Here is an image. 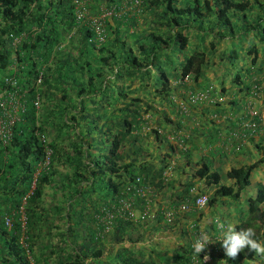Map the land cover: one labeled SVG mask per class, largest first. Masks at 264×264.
<instances>
[{"label":"trees","instance_id":"1","mask_svg":"<svg viewBox=\"0 0 264 264\" xmlns=\"http://www.w3.org/2000/svg\"><path fill=\"white\" fill-rule=\"evenodd\" d=\"M262 1L148 0L147 8L157 19L155 25L149 27L146 23V28L140 30L134 28L132 18L126 30L120 32L106 22L107 36L98 46L88 41L90 32L80 26L79 37L68 39L59 47L73 25L70 0H0V90L4 87L2 78L13 74L18 80L16 85L24 91L25 107L11 128L8 142L0 143V237H9L7 254L15 255L16 264H30L34 238L44 235L42 232L47 234L45 227L52 218L60 219L66 213L62 203H68V208L77 216L81 210L72 208L69 202L93 197L100 203L98 213L101 206H118L123 187L137 176L150 188L162 187L161 170L173 146L167 145L162 155L164 164L156 167L153 157H148L143 139L149 134L152 135L150 144H161L164 133L159 125L150 128L147 134L141 130L146 121L143 113L150 110L156 114L157 110L136 94H126L122 84L116 86L111 82L118 78L132 84L136 82L140 89L162 101L175 90L171 83L178 78L188 76L195 82L207 81L206 70L213 65L212 57L217 54V50L213 53L214 50L209 49H215L219 41L234 39L240 30L244 35L253 32L258 44H264V18L255 17L259 9L264 12ZM254 8L257 11L251 21L247 15ZM203 26L210 32L211 40L205 43L212 57L197 46L184 51L187 30H203ZM129 27L134 28L132 33L127 32ZM21 32L23 36L12 45L9 34ZM172 45L177 55L172 52ZM248 49H252L254 55L249 61L250 68L244 72L246 77L257 57L254 44ZM179 57L181 61L177 66ZM10 64L15 67L12 72ZM258 69L262 70L263 66ZM249 79L242 80L240 72L235 71L231 82L242 84L248 91ZM87 100L91 106L85 105ZM126 144L129 154L122 151ZM45 147L51 150L49 164L40 166ZM260 151L263 157L264 147ZM58 165L65 166L67 173H57L59 178L54 180L52 176ZM252 168L253 164L230 167L223 174L224 179L231 180L229 184L222 183L220 172L210 170L204 161L193 175L204 178L205 186L212 189L207 196L210 206L220 198H238L248 185ZM52 182L55 189H61V200L59 204L46 205L43 188ZM187 194L188 186H185L181 198L191 199ZM107 198L111 202L107 203ZM133 203L134 209L141 211L146 200L135 197ZM60 212L62 215L58 216ZM157 213L158 221H163L162 210ZM242 216L235 225L236 230L252 228L253 238L262 244L264 182H258L252 197L247 198ZM6 217L11 220L9 227L4 224ZM174 222L163 224L172 226ZM133 225L138 224H133L125 213H119L106 235L118 242L126 237V242L131 243ZM106 235L93 240V233L89 234L94 246L90 245L91 249L86 252L53 246L54 264H190L189 243L170 255L150 251L146 258L135 256L131 247L122 246L108 260L104 259L102 242ZM257 257L260 256L245 248L236 259L228 258L225 253H220L219 259L223 264H249Z\"/></svg>","mask_w":264,"mask_h":264},{"label":"crops","instance_id":"2","mask_svg":"<svg viewBox=\"0 0 264 264\" xmlns=\"http://www.w3.org/2000/svg\"><path fill=\"white\" fill-rule=\"evenodd\" d=\"M123 1L126 0H112V4ZM89 7L92 11H96L99 7L98 1L90 0ZM132 18V16L128 15L122 18H110L107 24L112 29H118L121 32L126 30L128 22ZM116 25L118 26L117 28ZM134 28L129 27L127 32L132 33ZM208 74L209 72L205 73L207 81L203 79L195 82L188 77L181 84H173L172 88H175V90L167 96L166 100L160 101L161 104L167 101L169 107L157 104L155 107L157 113L154 114L151 111V115H146L145 124L147 126L143 125L141 130L159 125L158 128L162 134L164 133L165 138L161 144H150V137L146 138L143 146L147 149L152 147H154V150L156 149L153 162L156 167H160V165L163 166L164 164V156L162 157V155L167 151V145H172L173 150L169 152L170 157L166 159V162L170 159L173 163L169 170H166L165 166L161 170L162 187L159 189L150 188L149 209L146 219H130L133 224H138L132 226L133 231L130 234L132 242H126V237L124 241L119 242L107 237L106 234L112 228L109 231L100 232L101 224L96 221L97 207L100 206V203H97V200L93 197L92 199H87V201L78 199L81 200V204L80 202L75 203L72 201V203L69 202V205L74 209L78 208L82 213L78 211L76 216L74 211L68 208V203H62V208H64L66 213L64 215L61 212L55 213L58 216L62 215L61 218L53 217L49 223L50 229L49 226L45 227L47 234L42 232L44 235L34 238L36 241L34 244L32 243L31 252L29 253L31 258H33L30 260V264H54L53 246L55 245H59L62 248L65 246V248L68 247L70 250L86 252L87 249H91L89 234L92 233L94 236V239L91 236L93 240L106 235V239L102 242V249L104 251V259L107 258V260L119 251L122 246L131 247V251L135 256L142 257L141 255H143L144 258L147 257L150 251L170 255V253L183 248L193 237L198 238L201 233H205L211 237L210 241L215 243H213V247L209 243L206 245L204 253L208 256V259L204 264H223L219 257L220 253L225 252L221 246V241L215 240L217 237L222 236L218 223L224 224L225 227L228 224L234 226L238 224L240 218L243 217L242 214L244 215L245 213L247 198L252 197L254 192L251 194L250 191L246 192L244 189L236 199L220 198L218 203H213L210 206L205 204L196 209L193 207L192 198L200 194L208 196L212 189L205 186L204 178L199 179L193 173L199 167V163L204 161L209 165L210 170L220 172L222 183L229 184L231 180L224 179L223 174L230 167L235 166L238 168L242 165L253 164L250 176L255 169H260L261 171L257 172L258 175L255 176L256 183L264 182V156L262 157L260 151V148L264 147V129L261 133L254 134L249 133L248 130L242 131L240 128L241 122L247 119L249 104L256 109L264 121V102L261 101L260 95L258 97L250 96L242 84L231 82V91L227 92L221 82L215 84L209 79ZM205 87L210 88V95L207 99L194 104L185 102V111L180 110L178 104L186 100L189 91L195 92ZM149 125L152 126L149 127ZM143 133L146 134V132ZM229 143L233 144L231 150L226 149ZM60 166L58 165L55 168L56 173L52 176L54 180L59 178L57 173L61 175L67 173L66 167ZM189 183L192 184L189 185ZM185 186H188L187 195L191 198L189 200L181 198ZM65 189L66 187L64 186ZM59 190L55 189L54 182L51 185H46L43 188L44 204L47 205L52 202L59 204L58 201L61 200ZM105 201L107 203L111 202L110 198ZM183 202L189 205V210L177 217L174 225L167 226L163 224L162 219L158 221V210L161 211L164 207ZM74 203L75 205H73ZM93 206L94 209L92 210ZM187 223L194 224L192 231L185 230ZM8 238L0 237V264L5 262L8 264L10 261H12V264H16L15 255L10 254L9 256L7 254ZM93 242L92 247L94 246ZM214 244H216V247ZM160 260L163 259L160 258ZM158 263L164 264L163 262ZM248 263L264 264V257H257Z\"/></svg>","mask_w":264,"mask_h":264},{"label":"built area","instance_id":"3","mask_svg":"<svg viewBox=\"0 0 264 264\" xmlns=\"http://www.w3.org/2000/svg\"><path fill=\"white\" fill-rule=\"evenodd\" d=\"M90 0H70L71 13L73 18V25L65 36V41L59 45L62 47L64 43L70 40H76L79 37V27L84 26L87 31L90 32L88 41L92 42L94 46H98L106 38V22L110 18H122L126 15L132 16L134 20L142 16L143 0H126L123 2H118L117 4H112V0H97L99 10L92 11L89 7ZM96 2V1H94ZM101 2V3H100ZM140 19V18H139ZM11 37V44L15 45L18 43L19 39L23 36V32L19 35L9 34ZM10 70H15V67L10 64ZM188 76H183L174 81V84H181L184 79ZM39 79V75L37 80ZM4 87L0 90V143L5 144L8 142L11 136V128L14 123L17 122L21 114L24 112V102L23 96L24 91L21 90L16 83L17 78L11 75L4 76L2 78ZM249 94L252 97H258L264 87V76L260 75L255 81L250 80ZM37 82V81H36ZM7 86V87H6ZM210 95V88L205 87L198 91H189L186 96L185 101L179 102L178 106L181 111H185V102L194 104L198 101L207 99ZM35 106L37 107V100L35 101ZM263 118L250 104L248 105L247 119L241 122L240 128L242 131L248 130L249 133H261L263 131ZM149 130V129H146ZM159 132V130H158ZM233 144L229 143L226 149H232ZM51 150L45 147L44 154L40 166H46L49 164ZM172 161L167 160L165 164V169L169 170L172 166ZM150 191V187L143 184L142 179L137 176L132 181L125 184L123 190L121 191V198L118 199V206L110 204V208L101 206L99 212L96 216V221L101 224L100 232L109 231L112 228L114 219L117 214L125 213L128 218L133 220H145L148 212L149 199L147 194ZM135 197H141L146 200V204L140 211L134 209L133 199ZM207 204V195L200 194L193 199V207L200 208ZM162 210L163 222L167 224H172L173 221L179 217L181 214L189 210V205L186 202L178 203L173 207H164ZM137 211V212H136ZM11 220L6 217L4 219V224L10 226ZM194 229L193 223H187L185 225L186 231H192ZM220 237H217L218 239ZM197 237H193L189 242V247L191 249L190 264H203L205 263L204 251L196 254L193 250V243L196 241ZM215 239V240H216ZM218 241V240H216ZM213 241L209 242V245L213 247ZM216 247V244H214ZM218 246V244H217ZM219 249V247H218Z\"/></svg>","mask_w":264,"mask_h":264},{"label":"rangeland","instance_id":"4","mask_svg":"<svg viewBox=\"0 0 264 264\" xmlns=\"http://www.w3.org/2000/svg\"><path fill=\"white\" fill-rule=\"evenodd\" d=\"M263 2L262 0H258ZM142 6H143V12H142V16L137 18L135 20V28L140 30L146 28V23L149 25V27H151L152 24L155 25L156 22V16L155 13L152 11L148 10V6L149 4H147L148 0H143L142 1ZM257 10L254 8L250 14L247 15V17L252 21L255 17H261L264 18V12L262 11V9H259V13H257L255 15V17L252 18V16L254 15V13ZM147 25V26H148ZM193 29V28H192ZM191 28L189 30H187V35H188V42L187 45L185 47V52L189 49H192L194 47H198L199 49H205L207 50L206 53L208 52V46H207V42L211 40V36H210V32L207 33V29L205 28V26H203V30H192ZM139 30V31H140ZM137 31V32H139ZM252 36H253V32H249L246 35H244L240 30H238L235 35H234V39H223L221 41H219L215 46V49H209V51H213V53L217 50V54H215L213 57L210 56V53L208 54V57H212V62L213 65H211L206 71L209 72V79H211L215 84H219L220 82H222L223 86L225 87V89L227 90V92L231 91V77L232 75L235 73V71L240 72L241 74V79L244 80L246 78H250L249 80L255 81L257 79L258 81V77L260 75L264 76V50L262 49L264 44H258L257 39L254 38L255 36H253V40H252ZM130 39V43H131V37L127 38ZM206 41V43H205ZM198 43V44H195ZM255 45V47L257 48L256 51V61H255V66H253L251 68L250 72H247V77L244 75L246 68H250V59L251 57L254 55V52L252 49H248L251 47V45ZM173 47V45H172ZM174 51L172 50V52L174 54H176V50H175V46L173 47ZM262 49V50H260ZM212 53V52H211ZM177 55V54H176ZM219 55V56H218ZM220 55H223V57L220 58ZM218 56V57H217ZM181 61V57L178 58L177 61V66L179 64V62ZM262 65L263 69L259 70V66ZM113 77V76H112ZM111 77V78H112ZM110 78V79H111ZM123 80V81H122ZM114 83L116 86L119 85H123L125 86V91L127 92L126 94H129L130 96H132L131 94H136V96H138L139 98H141L140 100H142V102H146L150 105H152L154 108L156 107L157 104L163 105V106H168L167 101L163 102L162 104L159 101V97H155V95L151 94V93H146L147 90H143L140 89L137 86V83H128L126 80H124V78H118L117 80L114 79ZM172 85L174 83H171ZM137 89V90H134ZM149 89H151V86L149 87ZM131 90H134V92H130ZM247 91V90H246ZM261 97V101L264 102V87L261 91V93L259 94ZM141 102V106H143ZM85 105L91 106L90 101H84ZM101 104V102H99V105ZM159 105V106H160ZM169 107V106H168ZM113 109V107L110 108V110ZM150 111V110H149ZM147 111V113H143V117L146 118V115L149 114L151 115L149 112ZM145 126H147V124H144ZM152 125H149V127ZM148 130L143 129L142 132H146V134ZM49 137V136H48ZM152 137V135H147L146 138ZM145 139L144 142H145ZM49 140V139H48ZM143 142V143H144ZM148 144V143H147ZM129 146L128 144H126V146H124L122 148V151L125 152L127 154H129ZM154 147H152L151 149H147V154L149 155V158H152L153 156H155V150ZM61 167V166H60ZM260 169H255L254 173L249 177V181H248V185L245 188L246 192H251V194H253L254 189L257 185L256 183V178L255 176L258 175L257 172H260ZM264 173V172H263ZM58 195V194H57ZM59 196V195H58ZM55 199V198H54ZM56 200L57 196H56ZM59 202V201H58ZM74 202V201H73ZM56 203V202H55ZM72 203V202H71ZM215 203H218V201H216ZM75 205V203L73 204ZM246 207V206H245ZM244 209V208H243ZM263 240L262 244H264V237L261 238Z\"/></svg>","mask_w":264,"mask_h":264},{"label":"clouds","instance_id":"5","mask_svg":"<svg viewBox=\"0 0 264 264\" xmlns=\"http://www.w3.org/2000/svg\"><path fill=\"white\" fill-rule=\"evenodd\" d=\"M222 236L216 240L221 241V246L228 258L236 259L237 256L245 249L248 248L258 256L264 257V244H261L253 237L255 231L252 228L236 230V227L232 224H228L226 227L224 224H219ZM211 237L205 233H201L200 236L193 243V250L196 254H199L205 250L206 245L210 242ZM208 256H204L206 261Z\"/></svg>","mask_w":264,"mask_h":264}]
</instances>
